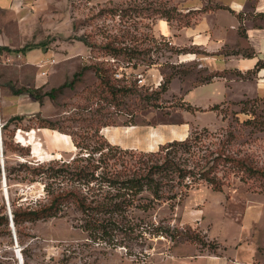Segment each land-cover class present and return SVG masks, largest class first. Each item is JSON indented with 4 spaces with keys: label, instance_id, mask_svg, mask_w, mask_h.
I'll use <instances>...</instances> for the list:
<instances>
[{
    "label": "rangeland",
    "instance_id": "1",
    "mask_svg": "<svg viewBox=\"0 0 264 264\" xmlns=\"http://www.w3.org/2000/svg\"><path fill=\"white\" fill-rule=\"evenodd\" d=\"M153 1L177 7L183 12L216 5L215 0H0L6 9L1 13V29L11 39L13 48L28 47V51L38 49L51 59H56L57 64L69 66L65 73L68 86L52 93V99H49L48 119L20 114L21 111H16V104L15 108H11L12 116L5 118L0 103V137L7 146L5 148L2 144V161L4 167L13 169L9 179L5 176L10 211L13 209L12 203L26 204L44 195L42 183L38 179L31 181L32 177L25 176V171L20 170L18 165L23 162L68 161L80 151L73 138L80 143L79 146L92 147L103 140L121 149L148 152L156 146V141H164V144L185 131L187 136L193 127L210 131L224 128L232 112L237 113L240 121L249 118L240 113L241 105L238 102L217 104L222 111L219 113L208 111L215 104L199 108L203 111H198L186 102H193L194 99H181L178 88L183 79L186 80L185 86L195 85L211 80V74L196 62H180L179 56L186 49H179L173 43L160 47L150 41L145 42L144 47H149L150 51L146 56L132 60V64H138L136 68L122 58L114 63L120 66L117 71L124 73L131 81L136 80L137 83V75H143V84L140 86L137 83V90L121 96L115 106H109V95L97 86L95 76L89 73H93L92 70L87 71L90 79H95L94 82L86 84L81 91L77 90L82 67L100 61L112 63L100 50L90 52L80 40L85 36L99 42L105 29L117 25V19L111 20L101 10L126 7L132 3L148 14L145 6ZM158 20L163 19L139 16L134 21L138 22L136 27L139 32L150 33L159 42L163 36L158 32L164 33L167 28L161 21L158 22L157 31ZM170 26L178 28L176 23ZM15 57L4 62L0 59V65L20 63L21 58ZM34 69L37 70L35 66ZM73 71H82L74 82ZM61 76L64 79L63 74ZM167 79L166 90L155 97V91L159 92ZM48 85L46 79L39 93L45 88L47 90ZM73 88L76 92L74 96L80 99L66 98ZM59 96L66 99H55ZM263 108L264 100L258 103L256 113ZM222 116L227 117L225 121L221 120ZM43 119L58 129L42 127ZM58 132L68 135L70 139ZM257 136L264 137V134ZM259 144L264 150V142ZM260 155L264 158V152ZM7 212L0 160V264H20L16 254L18 249L23 264H171L178 256L181 245L186 243L195 245L199 252L205 254L225 255L227 249V256L233 258L240 245L264 247V195L254 192L253 186L237 180L221 192L200 184L189 190L173 208L171 204L164 203L146 213L135 211L134 215L146 224L161 222L182 232L190 229L201 238L200 243H190L182 238L174 241L165 237L151 238L145 231L139 236L145 226L133 233L118 235L117 243L101 242L78 228L80 215L69 207L63 216L24 223L19 233L14 227L15 249ZM2 216L7 217L6 223L2 221ZM255 258L264 260V251L257 253Z\"/></svg>",
    "mask_w": 264,
    "mask_h": 264
},
{
    "label": "trees",
    "instance_id": "2",
    "mask_svg": "<svg viewBox=\"0 0 264 264\" xmlns=\"http://www.w3.org/2000/svg\"><path fill=\"white\" fill-rule=\"evenodd\" d=\"M141 9L132 3L126 7L102 9V14H107L111 20L117 19V25L105 29L99 42L93 37L88 39L84 36L80 39L90 52L98 49L104 57L112 60L111 64L100 61L81 69L93 71L97 86L102 87L109 95V106H115L121 96L137 90L138 86L136 80L131 81L124 73H121L120 79L114 78V73L120 68L114 63L122 58L126 63L132 64V60L146 56L150 51L149 47H144L147 41L160 47L165 46L150 33L139 32L135 18L157 17L169 25L176 23L178 28H182L190 26L199 15L226 7L214 5L183 12L177 7L153 1L145 6L148 14ZM142 26L147 27L144 24ZM27 48L22 47L15 52L24 54ZM137 65L132 64V68ZM81 72L73 75L72 82ZM168 82L169 79L160 86L159 92L155 91V97L166 90ZM66 86L67 81L57 89L43 94L33 89L15 92L28 93L41 102L43 96L52 98V93ZM262 101L263 99H245L238 102L241 105L240 113L249 117L244 121H240L237 113L232 112L226 127L216 131L193 127L187 136L186 131L176 134L174 139L182 140L159 144L156 150L154 148L141 152L121 149L103 140L92 147L79 146L80 143L73 138L80 151L68 161L19 164L18 168L25 171V176H31V181L38 179L42 183L44 195L43 198L26 204H11L16 231L19 233L24 223L63 216L65 209L71 207L80 215L78 228L101 242H116L118 235L133 233L145 226L139 236L145 231L151 238L165 237L171 241L182 238L190 243H200L201 238L190 232V229L182 232L161 222L146 224L134 215L135 211L146 213L164 203L171 204L173 208L174 204L185 198L189 190L200 184H205L212 191L221 192L237 180L253 186L254 192L264 195V158L260 155L264 150L259 144L264 142V137L257 136L264 134V108L256 113L258 103ZM188 108L191 109L189 106ZM195 110L203 111L199 108ZM208 111L222 113L220 105H214ZM226 118L222 116L221 120L225 121ZM43 123L42 127L58 129L47 120L43 119ZM59 135L70 139L68 135ZM2 144L7 148L5 142ZM12 170L9 166L4 167L7 179ZM1 219L4 223L7 222L6 216Z\"/></svg>",
    "mask_w": 264,
    "mask_h": 264
},
{
    "label": "crops",
    "instance_id": "3",
    "mask_svg": "<svg viewBox=\"0 0 264 264\" xmlns=\"http://www.w3.org/2000/svg\"><path fill=\"white\" fill-rule=\"evenodd\" d=\"M215 3L226 9L199 15L188 27L174 28L164 20L157 21L156 29L158 22L161 21L167 28L164 33L158 32L159 35L169 37L179 49H186V52L179 56L180 62H196L211 74V80L195 85L185 86L186 80L183 79L181 87L178 88L181 99H194L193 102H186L195 108L245 99L264 100V0H215ZM5 10L0 4V18ZM1 23L0 20L1 61L14 60L15 56L21 58L20 63L0 65L2 112L5 118H9L12 116L11 108L16 104V111H21L20 114L30 117L39 115L48 119L47 108L51 104L49 99L52 98L43 96L40 102L28 93L15 91L21 88L39 90L46 83V79L49 85L46 86L47 90L43 88L42 94L57 88L65 82V73L69 66L57 64L58 61L52 58L55 61L53 65L38 69L37 65L40 62L51 60V57L38 49L27 50L24 54L15 52L17 49L13 48L11 39L6 36L5 30L1 29L3 25ZM41 71H46L47 75L41 76ZM88 72L87 70L82 72L79 85L76 83L77 90L81 91L86 84L94 82V78L90 79V74L94 76V73ZM61 74L64 79H61ZM74 74L75 71L71 75ZM42 79L45 80L41 81ZM74 88L69 90L67 99H80L74 96L76 93L73 91ZM66 98L59 96L55 99ZM163 142L156 141L155 144L157 146ZM263 251L264 247L240 245L236 248L233 258L227 256V249L225 255L205 254L199 252L195 245L186 243L181 245L178 256L171 264H263L264 260L258 261L255 258L257 253Z\"/></svg>",
    "mask_w": 264,
    "mask_h": 264
},
{
    "label": "built area",
    "instance_id": "4",
    "mask_svg": "<svg viewBox=\"0 0 264 264\" xmlns=\"http://www.w3.org/2000/svg\"><path fill=\"white\" fill-rule=\"evenodd\" d=\"M159 41H161L165 46L167 45V46H170V45H172V42H171V40L169 39V37H163V39H159ZM112 61V60H111ZM54 60L53 59H51V60H46V61H42V62H40L38 65H37V68L38 69H42V68H44L45 66H49V65H53L54 64ZM40 75L41 76H43V77H45L46 75H47V72L46 71H41L40 72ZM114 77L116 78V79H120L121 77H122V74H121V72H118L117 70H116V72L114 73ZM136 79H137V83H138V85H142L143 84V75L142 74H138L137 75V77H136ZM0 129H1V124H0ZM14 247H15V249H17V245H16V241H14ZM19 251V250H18ZM17 251V252H18ZM16 252V251H15Z\"/></svg>",
    "mask_w": 264,
    "mask_h": 264
},
{
    "label": "water",
    "instance_id": "5",
    "mask_svg": "<svg viewBox=\"0 0 264 264\" xmlns=\"http://www.w3.org/2000/svg\"><path fill=\"white\" fill-rule=\"evenodd\" d=\"M182 140V139H180ZM0 157H1V174H2V182H3V187H4V197H5V200H6V204H7V210H8V220H9V225H10V228H11V232H12V235H13V239L15 241V231H14V225H13V221H12V214H11V211H10V208H9V204H8V194H7V190H6V182H5V174H4V166H3V161H2V157H3V148H2V142H1V137H0ZM19 259V258H18ZM19 263L21 264L20 262V259H19Z\"/></svg>",
    "mask_w": 264,
    "mask_h": 264
},
{
    "label": "bare ground",
    "instance_id": "6",
    "mask_svg": "<svg viewBox=\"0 0 264 264\" xmlns=\"http://www.w3.org/2000/svg\"><path fill=\"white\" fill-rule=\"evenodd\" d=\"M1 160V159H0ZM2 160H3V157H2ZM7 186V185H6ZM6 189H7V187H6ZM2 191H3V195H5L4 194V187H3V182H2ZM9 200V199H8ZM11 208V207H10ZM19 250V249H18ZM17 257L20 259V262H21V264H23V259H22V256H21V254H20V251H18L17 253Z\"/></svg>",
    "mask_w": 264,
    "mask_h": 264
}]
</instances>
